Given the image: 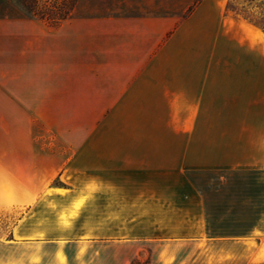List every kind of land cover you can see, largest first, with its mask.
<instances>
[{
  "label": "crops",
  "instance_id": "crops-1",
  "mask_svg": "<svg viewBox=\"0 0 264 264\" xmlns=\"http://www.w3.org/2000/svg\"><path fill=\"white\" fill-rule=\"evenodd\" d=\"M228 2L0 18V264H264V26ZM63 101L106 123L37 107Z\"/></svg>",
  "mask_w": 264,
  "mask_h": 264
},
{
  "label": "rangeland",
  "instance_id": "rangeland-1",
  "mask_svg": "<svg viewBox=\"0 0 264 264\" xmlns=\"http://www.w3.org/2000/svg\"><path fill=\"white\" fill-rule=\"evenodd\" d=\"M201 0H0V18L27 17L21 8V2L27 4L30 10L42 15L48 24L55 23L59 18H105L110 16H173L182 20L198 7ZM227 11L242 15L255 23L264 26V0H229ZM37 107L58 108L63 110V124L65 131L80 130L94 124H105V118L95 115L102 112V101H63L37 102ZM41 105V106H39ZM78 115H72V113ZM166 117H161L165 119ZM161 124L163 122L161 121ZM73 128V129H72ZM162 136V134H160ZM198 139V138H197ZM195 176V175H193ZM199 181L198 175L193 177ZM230 192V189L229 191ZM19 210H0V230L4 234L8 225L19 215ZM146 251L151 246H142ZM122 249L127 254L129 264L147 263L146 255L137 258L135 242H130ZM108 264H117L119 257L104 258Z\"/></svg>",
  "mask_w": 264,
  "mask_h": 264
},
{
  "label": "trees",
  "instance_id": "trees-1",
  "mask_svg": "<svg viewBox=\"0 0 264 264\" xmlns=\"http://www.w3.org/2000/svg\"><path fill=\"white\" fill-rule=\"evenodd\" d=\"M21 8H23L27 13H30V16H27V18H34V19H39V20H44L47 21V19H45V17H43L42 15L37 14L35 11L30 10L27 7V4H25L24 2H21ZM66 18H59L58 20H55L53 24H57L58 22H60L61 20H64Z\"/></svg>",
  "mask_w": 264,
  "mask_h": 264
}]
</instances>
